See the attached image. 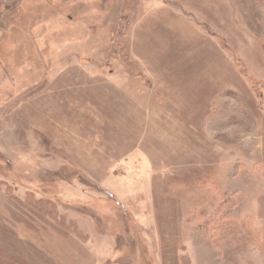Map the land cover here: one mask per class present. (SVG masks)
<instances>
[{
	"label": "rangeland",
	"instance_id": "rangeland-1",
	"mask_svg": "<svg viewBox=\"0 0 264 264\" xmlns=\"http://www.w3.org/2000/svg\"><path fill=\"white\" fill-rule=\"evenodd\" d=\"M0 264H264V0H0Z\"/></svg>",
	"mask_w": 264,
	"mask_h": 264
}]
</instances>
